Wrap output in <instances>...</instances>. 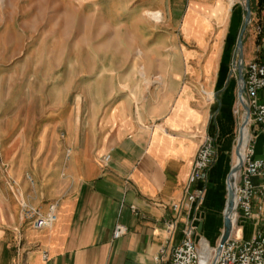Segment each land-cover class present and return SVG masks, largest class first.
Instances as JSON below:
<instances>
[{"label": "crops", "instance_id": "1", "mask_svg": "<svg viewBox=\"0 0 264 264\" xmlns=\"http://www.w3.org/2000/svg\"><path fill=\"white\" fill-rule=\"evenodd\" d=\"M242 1L130 0L118 10L112 0L117 59L100 80L92 67L89 80L28 82L5 99L0 83V264H154L162 250L169 255L193 216L185 185L205 137L216 158L196 185L206 190L196 226L215 242L232 167L231 64ZM244 56L255 60L250 45ZM248 141L254 159L263 158L258 126H249ZM50 204L51 226L24 221V206L44 216ZM236 223L248 241L264 220ZM116 225L127 230L118 240Z\"/></svg>", "mask_w": 264, "mask_h": 264}, {"label": "rangeland", "instance_id": "2", "mask_svg": "<svg viewBox=\"0 0 264 264\" xmlns=\"http://www.w3.org/2000/svg\"><path fill=\"white\" fill-rule=\"evenodd\" d=\"M129 1L114 0L119 5L118 10L127 7ZM111 2L0 0V83L4 99L15 96L19 91L25 92L26 89L19 88L27 87L28 82L89 80L92 67L98 71L99 80L101 75L105 76V72L110 71V64H116L114 60L117 59L110 57V48H116L110 43V16L114 15L110 13ZM250 2L251 21L242 37L243 60L246 48L250 45L252 57L264 61V43L255 32L258 25L264 26V0L257 6ZM240 7L241 23L233 41L231 64L235 87L232 108L235 127L228 155L231 166L237 157L235 149L243 114L238 105L237 71L234 69L237 61L236 41L245 19L244 1ZM1 172L5 181L9 172L5 160ZM195 219L199 220L198 217ZM234 222L235 218L232 229L236 234L239 227ZM221 233L211 245L214 249L219 244Z\"/></svg>", "mask_w": 264, "mask_h": 264}, {"label": "built area", "instance_id": "3", "mask_svg": "<svg viewBox=\"0 0 264 264\" xmlns=\"http://www.w3.org/2000/svg\"><path fill=\"white\" fill-rule=\"evenodd\" d=\"M258 39L264 43V26L258 25L255 29ZM238 66L235 61L234 69ZM243 95L242 103L248 107L249 119L247 129L251 124L258 126L264 132V101L260 94L264 93V63L258 60L245 63L242 66ZM238 82V76H237ZM238 105L241 106L239 98ZM242 108V107H241ZM243 111V110H242ZM244 111L242 114V121ZM241 121V124H242ZM253 146L247 140L241 162V168L236 173L234 182V218L247 221L264 220V157L254 159ZM216 158V148L212 138L205 137L195 155L187 183L185 185L184 202L193 211L181 229L182 238L169 255L162 250L154 260V264H264V225H259L253 237L243 241L238 231L231 235L220 250L218 245L214 249L209 243L198 236L196 215L204 197L205 188H196V185L205 180L207 170ZM108 157L104 159L106 162ZM260 183L255 184L254 180ZM178 206H174L177 210ZM22 217L25 222L35 229L49 227L57 219L56 205L50 204L47 213L43 216L38 210L23 207ZM170 235L175 231V223L167 226ZM126 228L116 225L113 230V239L118 240L126 234Z\"/></svg>", "mask_w": 264, "mask_h": 264}, {"label": "water", "instance_id": "4", "mask_svg": "<svg viewBox=\"0 0 264 264\" xmlns=\"http://www.w3.org/2000/svg\"><path fill=\"white\" fill-rule=\"evenodd\" d=\"M244 11H245V19H244L243 25L239 31L237 41H236V47H237L236 55H237V62H238V66L236 67L237 76H238V82H237L238 98H239L242 110L244 111V118H243L242 124L240 125V128L238 130V140H237L236 149H235L236 155H239L238 149L240 146L241 129L244 125L245 126L247 125L248 119H249L248 107L245 104H243L242 100H241V97L243 95V81H244L243 76H242V66H243L242 37H243V34L246 30V27L248 26V24L251 21V11H250V7H249V0H244ZM241 162L242 161L240 160L237 168L231 167L229 174L227 176V180H226L227 200H226V205H225L224 214H223V231H222L220 239H219L218 250L221 249V247L228 240V238L230 237L231 232H232L233 225L231 223V220H230L228 214H229V212L234 211L235 192H234V187H232L231 184H233V180H232L233 174L237 173L241 168ZM199 232H200V230H199Z\"/></svg>", "mask_w": 264, "mask_h": 264}, {"label": "bare ground", "instance_id": "5", "mask_svg": "<svg viewBox=\"0 0 264 264\" xmlns=\"http://www.w3.org/2000/svg\"><path fill=\"white\" fill-rule=\"evenodd\" d=\"M153 16H155V15L153 14ZM240 134H241V136H240V146H239V149H238L239 155H237L235 162L232 164V166L234 168H237L239 161L242 160V156H243L244 150L246 148V143H247V140H248V129L246 128L245 125L242 127ZM232 178H233L232 179L233 180V184H231V186L234 187V182H235V180L237 178V174L234 173ZM228 216H229V218L231 220V223H232L234 221V211L229 212ZM238 234H239V231H238Z\"/></svg>", "mask_w": 264, "mask_h": 264}, {"label": "trees", "instance_id": "6", "mask_svg": "<svg viewBox=\"0 0 264 264\" xmlns=\"http://www.w3.org/2000/svg\"><path fill=\"white\" fill-rule=\"evenodd\" d=\"M262 4V0H259V5Z\"/></svg>", "mask_w": 264, "mask_h": 264}]
</instances>
